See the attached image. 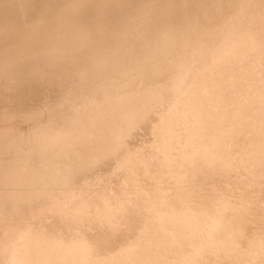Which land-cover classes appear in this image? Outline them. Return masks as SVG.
<instances>
[{
  "label": "bare ground",
  "instance_id": "6f19581e",
  "mask_svg": "<svg viewBox=\"0 0 264 264\" xmlns=\"http://www.w3.org/2000/svg\"><path fill=\"white\" fill-rule=\"evenodd\" d=\"M61 1L0 0V264H264V0Z\"/></svg>",
  "mask_w": 264,
  "mask_h": 264
},
{
  "label": "rangeland",
  "instance_id": "374dc122",
  "mask_svg": "<svg viewBox=\"0 0 264 264\" xmlns=\"http://www.w3.org/2000/svg\"><path fill=\"white\" fill-rule=\"evenodd\" d=\"M74 1H75V0H66V1L64 0V1H61V4H60V5L72 4V2H74ZM58 7H60V6H58ZM100 7H103V6L99 5V8H100ZM55 11H57V10H55ZM55 11L53 12L54 14H55ZM20 21H23V20L21 19ZM25 31L27 32V33H26L27 35H26L25 39H28V38H30V37L33 36V34H32V31H34L33 28H30V27H29L28 30H25ZM259 31H260V28L257 29V27H255V28L253 29V34H254V32H257V34L255 33L254 35H255L256 37H258V35H259ZM10 36H11V34H10V35H7V37H6V36L2 37V40L0 39V46H1V47H2L3 44H5V43H6V44H8V43H9V44L12 43V42H10V38H11ZM8 37H9V38H8ZM7 38H8V40H6ZM11 39H12V38H11ZM3 40H4V41H3ZM5 40H6V41H5ZM32 40H33V42H34L35 44H37V45L39 44V42H38L37 40H35L33 37H32ZM262 40L264 41V37H263ZM7 41H8V42H7ZM4 42H5V43H4ZM9 44H8V45H5V48H2V49H1V47H0V58H3V57L6 55V53H4L5 55L2 54V53H3V52H6V51H5V50H7V49H6V46L9 47V46L11 45V44H10V45H9ZM8 47H7V48H8ZM4 49H5V50H4ZM81 50H83V49H81ZM83 53H84V52H83ZM250 54H251V53H249L248 55H250ZM3 55H4V56H3ZM5 57L7 58V55H6ZM5 57H4V58H5ZM249 59H250V60H249ZM252 60H253V58H252V56H251V57H248V58H247V61H246V62H248V63L250 62V63H249V67H248L249 69H248V70L246 69V70H247L246 73H247L248 75H247V77H246V79H247L246 82H244V83H245V86H244L245 89H247V86L249 87V84H250L249 82H251L250 80H252V81H254V82H255V81H258V79L261 78V74H262V72H264V68H263V67H264V59H262V60H261V59H257V61L255 62V66H254V64H251V63H252ZM25 61H26V60H25ZM26 62H27V61H26ZM28 62H30V61H28ZM28 62L25 63L24 66H22L21 68H18V71H21V72H22V71L25 70L24 74H26V73L29 72V71H30V72H35L36 69H35L34 67H39V66H38L39 62H36L37 66H34L32 63H28ZM189 62H190V61H189ZM253 62H254V61H253ZM40 63H41V62H40ZM190 63H193V62L191 61ZM259 63H260V64H259ZM259 66H260V67H259ZM250 68H251V69H250ZM252 69H253V71H252ZM260 69H261V70H260ZM250 70H251V71H250ZM254 70H255V71H254ZM10 71L16 73V68H13V69L11 68ZM250 72H251V73H250ZM254 72H255V73H254ZM13 74H14V73H13ZM254 74H255V77H256V78L254 77ZM256 74H257V75H256ZM14 75H15V74H14ZM2 77H3V76H2ZM248 78H249V79H248ZM256 79H257V80H256ZM3 80H4V79H3ZM226 81H227V80H226ZM142 82H143V80H142ZM258 82H259V81H258ZM137 83H138V84H141V80H140V78L136 79V84H137ZM1 85H2V84H1ZM126 86H127V85H126ZM0 87H1V89L4 87V88L2 89L3 92H4V89H5V90L7 89L6 86H5V84L2 85V86H0ZM123 88H124V90H123ZM125 88H126V90H127V89L129 88V86H128V87H125V85H123L122 88H121V89H122V90H121L122 93L126 92V91H125ZM1 89H0V93L3 94V92H2ZM8 90H9V89H7L5 92H6V93H9ZM5 92H4V94H6ZM11 93H13V92L10 91L9 94H11ZM109 93H111V91H109ZM119 93H120V92H119ZM122 93H121V94H122ZM2 94H0V98H1V95H2ZM4 94H3V95H4ZM14 94H15V93H14ZM85 94H86V93H84V95H85ZM96 94L101 95V96H103V97L106 95L103 91H102V92L99 91V92L96 93ZM115 94H117V93H115ZM35 95H36L37 97H36ZM35 95H33L35 98H34V97H31V98H34V99H31V100H35V99H37L36 101H38V99H39L40 97H38L37 94H35ZM98 95H97V97H98ZM229 95H230V96H229ZM229 95H228V97H227V100L230 101V100H232V99H234V98H237V95H240V93H239V94L234 93V94H229ZM13 96H14V95H13ZM95 96H96V95H95ZM101 96H100V97H101ZM97 97H96V98H97ZM100 97H98V98H100ZM171 97H172V96H170V97H168V98L164 97V99L160 102V106H161V105H164V106L166 105V106H167L168 102H169L170 100H173V99H174L173 97H172V99H169V98H171ZM232 97H233V98H232ZM98 98H97V99H98ZM231 98H232V99H231ZM239 98L241 99V97L238 96V98L235 99V100L238 101ZM168 99H169V101H168ZM98 100H100V99H98ZM36 101H33V102L31 101V103H30L29 105H31L32 103H34V102H36ZM174 101H175V100H174ZM240 101H241V100H240ZM164 102H165V103H164ZM171 102H172V101H170L169 103H171ZM230 102H232V101H230ZM6 103L9 104L10 102H6ZM163 103H164V104H163ZM1 105H2V104H1ZM1 105H0V112L4 109V108L2 109V106H1ZM31 107H32V105H31ZM253 108H254V107H253ZM1 109H2V110H1ZM251 110H252V109H251ZM233 111H235V110H233ZM17 112H18V111H17ZM17 112H16V113H17ZM14 113H15V112H14ZM233 113H234V112H233ZM23 114H24V113L21 112V111H19L18 114H16L18 120H19V119L21 120V119L24 117ZM0 117H1V113H0ZM234 120H235V116H234V114H233L232 116L229 117V119H228V121H227V123H226L225 125H227V126L230 125V126H231L230 123H231L232 121H234ZM183 126H184V125H183ZM185 136H186V135H185ZM185 138H187V137H185ZM157 140H159V141H158V142H155L156 140H154L153 146H151V144H148V143H147L148 146L145 145V144H143V145H144V146H147L148 148H147V147L144 148V146H142L141 148L143 149V151H144V150H146V151H147V150H149V151L152 150V151H153V150L155 149L153 152H154V153L157 152V154H158V150L156 149V148H157V145H154V144H155V143L158 144V143L161 141V142H160V146H161V144L163 143L162 145H164V147H165V145H167L165 142L168 141V140H170V139L167 138V140H166V139L164 140V139L162 138V140H161L160 138H157ZM184 143H185V142H184ZM177 145H179V144H175V146H177ZM149 146H150V147H149ZM155 146H156V147H155ZM179 146H180V145H179ZM151 148H152V149H151ZM153 148H154V149H153ZM176 151H177V150H176ZM144 152H145V151H144ZM153 152H151V153H153ZM174 152H175V151H174ZM146 153H147V152H146ZM154 153H153V154H154ZM175 153H176V152H175ZM153 154H152V155H153ZM153 156H154V157H152V158H155L156 155L154 154ZM148 157L151 158V155H149ZM156 157H157V156H156ZM158 160H159V159H158ZM148 161L150 162L151 160H148ZM159 168H160V167H159ZM164 168H165V167H164ZM164 168H163V169H164ZM47 178H48V179H47ZM47 178L44 177V180H43V179H41V177H40V179H39V182L41 183V186L43 185L42 187H43L44 192H46V191H47V192L50 191V189H52V187H53V189H52L51 191H55V190L57 189V188H56L57 184H54L56 181L54 182L53 179H51V178H49V177H47ZM46 179H47V180H46ZM42 180H43L44 183H42ZM49 180H50L51 182H49ZM64 180L66 181V180H68V179H64ZM45 181H47V182H45ZM48 182H49L50 184H48ZM45 183H46V184H45ZM51 184H52V185H51ZM47 185H48V186H47ZM46 186H47V187H46ZM49 187H50V189H49ZM54 187H55V188H54ZM44 188H45V189H44ZM45 190H46V191H45ZM230 193H231V192H230ZM230 196H231V195H230ZM210 222H211V219H210V221H208V224H210ZM158 257H161V253H160V255H158Z\"/></svg>",
  "mask_w": 264,
  "mask_h": 264
}]
</instances>
